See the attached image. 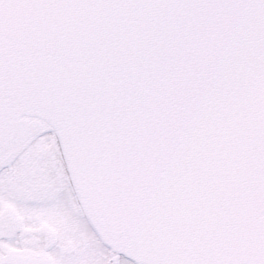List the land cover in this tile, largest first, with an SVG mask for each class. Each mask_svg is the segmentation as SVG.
Here are the masks:
<instances>
[{
  "label": "water",
  "instance_id": "1",
  "mask_svg": "<svg viewBox=\"0 0 264 264\" xmlns=\"http://www.w3.org/2000/svg\"><path fill=\"white\" fill-rule=\"evenodd\" d=\"M264 75V0H85L0 32V169L54 133L104 244L134 261L147 194ZM0 264H51L29 250Z\"/></svg>",
  "mask_w": 264,
  "mask_h": 264
},
{
  "label": "snow or ice",
  "instance_id": "2",
  "mask_svg": "<svg viewBox=\"0 0 264 264\" xmlns=\"http://www.w3.org/2000/svg\"><path fill=\"white\" fill-rule=\"evenodd\" d=\"M85 0H0V32L45 6ZM136 264H264V75L150 191Z\"/></svg>",
  "mask_w": 264,
  "mask_h": 264
},
{
  "label": "flooded vegetation",
  "instance_id": "3",
  "mask_svg": "<svg viewBox=\"0 0 264 264\" xmlns=\"http://www.w3.org/2000/svg\"><path fill=\"white\" fill-rule=\"evenodd\" d=\"M48 142L54 146L51 147L52 151L58 150L51 134L37 137L22 154L16 156L8 166L0 170V182L7 176L10 177L8 179L23 180L27 185L33 184L34 186L31 188L34 191H38L40 188L48 190V186L39 187L36 184V181L40 179L46 180V171L43 168L45 162L41 158L49 156V149L43 147ZM57 152L56 155L60 160V153ZM59 164L62 171L65 172L61 160ZM64 172L61 177L57 178L58 182L62 180L60 184L64 186V190L61 191L64 195L57 197L64 212L59 214V219L56 216L54 223L39 218L38 228L33 229L29 226L31 217L28 214H20L16 208L0 200V249L6 247L42 252L49 256L51 264H136L135 261L125 257L122 253L106 246L89 227L72 194L69 180ZM63 200L65 202L61 203ZM70 212L76 214L79 220L76 221L73 218L74 215L70 216ZM65 225L66 227H64ZM82 253L84 254L82 255Z\"/></svg>",
  "mask_w": 264,
  "mask_h": 264
},
{
  "label": "rangeland",
  "instance_id": "4",
  "mask_svg": "<svg viewBox=\"0 0 264 264\" xmlns=\"http://www.w3.org/2000/svg\"><path fill=\"white\" fill-rule=\"evenodd\" d=\"M49 143L50 142L43 146L51 151L49 156L41 158L45 162L43 168L46 171V180L40 179L36 181L37 186H48V190L40 188L38 191H34L31 188V186H34L33 184H29V186L23 180L8 179L10 177L7 176L0 182V200L16 208L20 214H28L31 217V224L29 226L33 229L38 228L39 218L54 223L56 216L59 219V214L64 212V210L61 209L59 200L56 199L59 195H64V193L61 192L64 190L63 184H60L62 180H60V182L57 180L58 177L63 175L64 171H62L63 169L59 164V157L55 154V151H52L54 146ZM71 214L74 215L73 218L79 220L76 214L72 212Z\"/></svg>",
  "mask_w": 264,
  "mask_h": 264
},
{
  "label": "bare ground",
  "instance_id": "5",
  "mask_svg": "<svg viewBox=\"0 0 264 264\" xmlns=\"http://www.w3.org/2000/svg\"><path fill=\"white\" fill-rule=\"evenodd\" d=\"M37 137H35L34 139H32L22 150H20L14 157H16V156H18V155H20V154H22V152L26 149V148H28L31 144H32V142L36 139ZM39 142V141H38ZM56 146V145H55ZM44 151V150H43ZM47 151V150H46ZM58 151V150H57ZM56 151V152H57ZM51 152V151H50ZM40 153V152H39ZM56 154V153H55ZM56 156V155H55ZM50 158V157H49ZM56 159V158H55ZM60 160H61V164L62 165H64V160H63V158H62V155L60 154ZM11 161V160H10ZM10 161L7 163V164H5L4 166H8L9 164H10ZM34 163V162H33ZM44 164V163H43ZM3 166V167H4ZM45 166V165H44ZM2 167V168H3ZM64 169L66 170V168H65V166H64ZM69 184H70V187H71V190H72V192H73V194H74V190H73V187H72V184L69 182ZM36 185V184H35ZM75 196V195H74ZM75 198H76V196H75ZM57 199V198H56ZM62 200V199H61ZM78 201V200H77ZM60 202V201H59ZM65 202V200H63L61 203H64ZM67 204V203H66ZM59 205V204H58ZM62 205V204H61ZM64 205V204H63ZM66 206V205H65ZM64 206V207H65ZM69 206V205H68ZM40 207V206H39ZM59 207V206H58ZM62 207V206H61ZM52 208V207H51ZM71 213V212H70ZM68 215H69V213H68ZM72 215V214H71ZM70 215V216H71ZM38 216V215H37ZM40 217V216H39ZM9 218V217H8ZM10 218H11V216H10ZM67 218V217H66ZM79 218V217H78ZM8 220V219H7ZM10 220V219H9ZM75 220V219H74ZM13 221V220H12ZM43 221V220H42ZM77 221V220H76ZM60 222V221H59ZM62 222V221H61ZM53 223V222H52ZM73 223V222H72ZM76 223V222H75ZM79 223V222H78ZM84 223V222H83ZM64 224V223H63ZM80 226V225H79ZM78 226V227H79ZM6 227H8L7 226V224H6ZM55 227V226H54ZM64 227H66V225L64 226ZM75 227V226H74ZM76 229V228H75ZM12 231H13V229H12ZM82 231V230H81ZM92 231V230H91ZM79 232H80V230H79ZM94 232V231H93ZM62 236V235H61ZM64 237V236H63ZM62 237V238H63ZM76 237V236H75ZM78 238V237H77ZM79 239V238H78ZM62 240V239H61ZM8 241V240H7ZM12 241V240H11ZM97 242V241H96ZM93 243V242H92ZM97 245V244H96ZM70 246V245H69ZM93 246V245H92ZM101 247V246H100ZM69 248H71V247H69ZM90 248H92V247H90ZM94 248V247H93ZM99 249V248H98ZM3 250V251H2ZM8 250H14V251H20V250H24V249H16V248H6V247H4V248H2V249H0V253L1 254H3L5 251H8ZM87 250V249H86ZM92 250V249H91ZM29 251H31V250H29ZM35 251H37V250H35ZM51 251V250H50ZM89 251V250H88ZM102 251V250H101ZM105 253V252H104ZM103 253V254H104ZM84 253H82V255H83ZM53 256V255H52ZM75 256V255H74ZM78 258V257H77ZM96 258H98V257H96ZM76 259V258H75ZM89 261V260H88ZM91 261H92V259H91ZM97 262H99V261H97ZM100 262H102L101 260H100ZM104 263H105V261H104ZM98 264V263H97ZM100 264V263H99Z\"/></svg>",
  "mask_w": 264,
  "mask_h": 264
}]
</instances>
